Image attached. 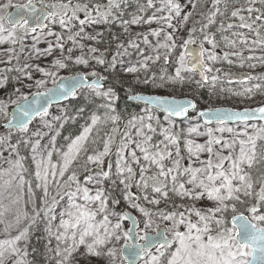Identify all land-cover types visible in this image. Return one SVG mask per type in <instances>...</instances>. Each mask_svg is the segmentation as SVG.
<instances>
[{"label":"snow or ice","instance_id":"1","mask_svg":"<svg viewBox=\"0 0 264 264\" xmlns=\"http://www.w3.org/2000/svg\"><path fill=\"white\" fill-rule=\"evenodd\" d=\"M210 4L200 19L192 20L194 13L187 9L199 7V0H138L136 13L128 19L122 13L130 0L0 2V54L6 57L0 58V89L12 79L37 89L48 80L55 84L46 93H36L45 97L44 104H18L11 119L0 100L6 130L0 134V264H41L28 259V242L41 226L48 244L56 241L54 248L45 246L54 264H92L93 258L105 264H264V72L251 71L258 65L264 68V0ZM13 6L15 13L9 11ZM150 10V15H142ZM112 22H119L129 38L117 43L109 61L99 48L83 41H102L95 26ZM153 23L158 28L131 38V25ZM55 26L60 31H54ZM89 27L92 33L86 31ZM183 27L187 38L180 37L178 44L175 33ZM149 35L157 37L155 44ZM68 42L72 46L66 48ZM41 43L47 46L41 48ZM177 48L182 50L174 73L163 66L159 76L152 71L161 60L168 65ZM76 49L81 54L73 56ZM129 49L139 59L123 69L131 79L119 83L126 87L128 100L144 101L145 107L122 127L117 86L105 87L106 76L93 69L56 83L61 69L89 65L90 59L115 69L131 55ZM49 56L53 59L48 65L36 62ZM236 64L249 72L234 76L230 68ZM33 72L40 78L34 79ZM25 78L33 83L24 85ZM186 81L197 89L208 88L211 95L256 101V106L201 109L191 98L145 96L141 91L142 86L160 90ZM84 90L102 103L61 143L57 138L62 130L77 122L85 109L73 114L62 108L52 115L53 98H75ZM20 99L27 97L21 94ZM157 112L164 114V123ZM37 117L39 126L33 130L30 125ZM178 123L187 126L177 128ZM157 131L162 140H154ZM194 137L206 139L198 142ZM176 198L187 203L177 205ZM121 201L127 206L118 210ZM201 202L205 206L198 207ZM128 220L136 229V244L128 243L134 230L125 229ZM158 221L164 228L150 232L153 225L160 228ZM121 242L124 247L118 249Z\"/></svg>","mask_w":264,"mask_h":264},{"label":"rangeland","instance_id":"2","mask_svg":"<svg viewBox=\"0 0 264 264\" xmlns=\"http://www.w3.org/2000/svg\"><path fill=\"white\" fill-rule=\"evenodd\" d=\"M0 2H3V0H0ZM27 0H12L13 5L18 4V3H26ZM103 2H106V0H103ZM138 0H130V7L126 8L123 10V18L124 19H128L130 18L134 13H136V4H137ZM193 2H195V0H193ZM139 3L143 4L144 0H139ZM181 3H187V0H181ZM211 4H210V0H199V7L197 8H192L189 7L187 9V11H192L194 13V16L192 18V20H198L200 19V15L199 13L201 11H206L207 8H210ZM221 9L223 10L224 5L223 3L221 4ZM14 8V6L12 7ZM10 8L9 11L12 9ZM150 10L148 13H143L142 15H150L151 14ZM174 23H176V21H174ZM192 26V21H189V24L187 25V27H191ZM187 27H183L180 30H178L175 33V36L177 38V43H181V40L179 39L180 37H184L187 38ZM149 28H158V25L156 23H153L152 25H147V24H140V25H131L130 27V35L131 38L136 39V34L137 33H141V32H148ZM212 31H215V28L211 29ZM54 31H60L59 26H55L54 27ZM87 32L92 33L93 32V28L89 27L86 29ZM95 31L102 33L103 35V40H95V41H83V43H85L86 45L90 46V47H97L100 50V54H102L104 56V58L106 57H111L114 56L116 54L117 51V43L118 42H123L126 41L129 36L125 35L123 33L122 27L120 25L119 22H112L110 24H106V25H97L95 26ZM167 31H172V29H167ZM161 41L163 40V36H161L159 38ZM149 40L152 42V44H155L157 37L155 36H151L149 35ZM198 43H199V37H197ZM30 39L26 41V44H30ZM138 43H140L141 48L143 49H148V45H144L143 42L141 40H137ZM47 45L44 43H41L39 45V47L44 48ZM71 42H68L66 44V48L67 47H71ZM5 47H7V45H5ZM205 47H210L209 45L205 44ZM182 49L177 48L175 50V54L170 58V62L168 65H164L163 60H161L158 64H156L155 66L152 67V71L156 72L157 75L159 76L161 74L160 69L161 67H165L167 72L169 74L174 73V62L176 60V57L179 55V52ZM17 51H19V49H17ZM150 51V50H149ZM129 52L131 53L130 56H125L123 57L125 63L124 64H117V67L115 69H106L105 66L102 65H97L95 60H89V65H75V64H70L69 68L67 69H61L58 73V76L56 78V83L60 80L61 77H65L66 75H69L70 73H76V72H81V73H88L91 72L93 69H95L100 75L106 76L107 77V82L110 84H118L120 85V80H130L131 77L125 73L123 71V69L128 66L129 62L131 63H135L139 57L137 56V54L135 52L132 51V49H129ZM217 52L222 54V49H217ZM81 52L79 49H76L73 52V56H77L80 55ZM260 54V51H257V55ZM26 53H22L21 56L22 58H26ZM54 56H58L59 52H55L53 53ZM85 55H91L88 54L87 52H85ZM245 55H247V53H245ZM0 58L2 59H6V57H3L2 54H0ZM53 59V56H49L47 58H42L39 61H36L37 63H40L41 66H45L50 64L51 60ZM15 63V62H14ZM218 67H227V64L224 65H217ZM4 67L3 64H0V70H2ZM231 68H234L236 70L239 71H243L248 73L249 69L247 68V66L243 69H241L239 67V64L233 65L231 66ZM253 74L256 73H261L264 72V68H262L261 66H257L256 69L251 70ZM16 75L15 72L12 73V76L14 77ZM33 78L34 79H39L40 78V74L33 72ZM198 75L195 77V79H198ZM33 81L27 80L26 78L23 79V84L24 85H28V84H32ZM54 83L52 80H48L47 84L44 87H41L39 89H37L36 87H21V84L18 83L15 79H12L10 81V83L3 89H0V100H3L6 105H7V112L9 110V108H11L12 106L18 104L19 102H21L22 100L20 99L21 94H23L24 96H26L27 98L36 92H41L44 90H47L48 88H50L51 86H53ZM121 86V85H120ZM108 87V86H107ZM122 87V86H121ZM19 88L20 92L17 93L15 91V89ZM124 90V94L126 93L127 89L126 87H122ZM143 90H147L149 93L148 94H155V95H164V96H172V97H180V96H186V97H190L192 99H194L196 101V103L198 104L199 108L203 109V108H207V107H248V106H256V101H237V100H233V99H228L225 100L224 97H217L215 95H211L209 93L208 88H199L197 89L195 84L193 82L190 81H186L184 84H177L174 87H167V88H163L160 90H157L151 86L148 87H143L141 88V91ZM102 103V101L99 98H91L87 96V92L86 90H84L82 92L81 95L73 98L70 97L69 100H67L66 102H61L58 104H54L51 105V107L49 108V112L52 115H59L60 114V110L62 108H67L69 111L73 112V114H75L76 109L78 108H84L85 111L83 113L82 117H78L77 122L75 123H70L68 125L65 126V129L62 130V135L61 137H58L57 139L60 140L61 143H63L62 137L68 136L70 133H77L78 129L80 128V126H82L85 123V120L87 119L89 113L93 110H95L96 105ZM144 110V107H140L137 110V113H142ZM155 115L160 117L161 123H164V114L162 113H155ZM9 118V114L7 116V119ZM5 122V118L4 117H0V134L4 133L6 130L5 128H2V124H4ZM39 122H40V118L37 117L35 118V120L33 121V123L30 125V127L35 130L36 127L39 126ZM127 122H125L126 124ZM186 124H179L177 125V128H184L186 127ZM110 127V126H109ZM155 127V124H154ZM15 135V133H14ZM154 135V140H162L163 136L160 135L159 131H157ZM198 142H203L204 139H206V137H194ZM13 142H15V140H13ZM44 143L47 142V139H45V141H43ZM22 155H26L27 152L26 150H22ZM108 158H106L107 160ZM112 160L115 159V156L113 155L111 157ZM227 163V162H225ZM133 191L135 192L136 189L133 188ZM117 198H119L120 193L119 191H116L115 193H113ZM143 203V202H142ZM175 203L177 205L181 204V203H187V201H181L179 198H176ZM127 205L124 201H121V204L117 206V209H121V208H125ZM198 207H203L205 206V204L203 202L198 203L197 204ZM207 206H211V202L207 203ZM160 207H164L163 204L160 205ZM183 210V209H180ZM131 215L139 218V214L133 210V209H129ZM54 223H58V221L54 222ZM158 223L160 224V228L159 229H163L164 228V223H161L158 221ZM124 227L125 229L130 228V222L125 221L124 222ZM140 227H143V224L140 225ZM156 228L155 225H153V228L150 229V232H156L157 230H159ZM135 234H136V229H135ZM29 257L28 259H35L37 261H40L41 264H54V261H49L48 260V256L52 255V253H47L46 252V245L50 248H54L56 245V241L54 239H52L51 244H48V239H47V234L43 232L42 230V226L40 228L39 231H34L32 234L31 239L29 240ZM129 243V241H128ZM116 247L119 249L121 247H123V242H121L120 244H117ZM35 248L36 251L33 252L32 249ZM92 264H105L104 260H97L96 258L92 259ZM139 264H142V261L139 262Z\"/></svg>","mask_w":264,"mask_h":264},{"label":"water","instance_id":"3","mask_svg":"<svg viewBox=\"0 0 264 264\" xmlns=\"http://www.w3.org/2000/svg\"><path fill=\"white\" fill-rule=\"evenodd\" d=\"M17 11V9L14 7V8H12L11 10H10V12H13V13H15ZM193 48H195V47H197V45H193L192 46ZM229 67H225V69H228ZM230 71L232 72V74L234 75V76H238V75H240V74H247L246 72H243V71H239V70H236V69H234V68H230ZM74 74V73H73ZM73 74H69V75H66V76H70V75H73ZM89 79H91V78H89ZM60 82V80L57 82V83H59ZM102 83L104 84V86H105V83L102 81ZM55 87V84L53 85V86H51L50 88H54ZM50 88H48V89H50ZM47 92V90H44V91H41L40 93H46ZM37 93V92H36ZM36 93H33V94H31L28 98H27V100L26 101H24V100H22L21 102H19L18 104H24V103H30V104H44L45 103V97L43 96V95H41V96H37L36 95ZM145 96H148V95H155V94H145V93H143ZM70 98V97H69ZM176 99H185V98H187V97H175ZM67 100H69V99H67ZM67 100H63V99H60V100H56L55 98H53V102H52V105H54V104H58V103H61V102H66ZM125 100L126 101H128V102H130V103H132V104H135V105H138V106H143V107H145V102L144 101H131V100H128L127 99V97H125ZM18 104H16V105H14V106H12L10 109H9V111H8V114H9V118L8 119H11L12 118V114L17 110V106H18ZM45 106L47 107L48 105L47 104H45ZM226 108H229V107H226ZM177 120H179V119H181V118H176ZM3 125L4 124H2V128H4L3 127ZM129 222H130V228H133L134 230H133V233H132V236H133V239H130V244H136L137 243V239L135 238V236H136V234H135V227H134V225H133V223H132V220H129ZM160 230H162V229H159V230H157V231H160ZM128 254V252H127V250L124 252V255L126 256Z\"/></svg>","mask_w":264,"mask_h":264},{"label":"trees","instance_id":"4","mask_svg":"<svg viewBox=\"0 0 264 264\" xmlns=\"http://www.w3.org/2000/svg\"><path fill=\"white\" fill-rule=\"evenodd\" d=\"M105 59L110 61L111 57L109 56V57H106ZM106 83H107V86L113 85V84L108 83L107 81ZM115 85L117 86L118 95L120 97V99L116 101V105H117V111L121 114V127H122L125 124V122H127V119L131 114H137V110L140 107L130 102L125 101L124 99L125 94H124L123 88L118 84H115ZM142 92L149 93L147 90H143Z\"/></svg>","mask_w":264,"mask_h":264}]
</instances>
